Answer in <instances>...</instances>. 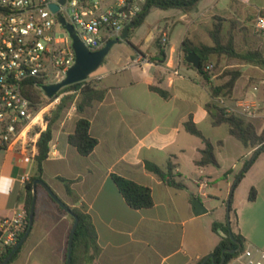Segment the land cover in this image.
I'll use <instances>...</instances> for the list:
<instances>
[{"label": "crops", "instance_id": "obj_1", "mask_svg": "<svg viewBox=\"0 0 264 264\" xmlns=\"http://www.w3.org/2000/svg\"><path fill=\"white\" fill-rule=\"evenodd\" d=\"M200 5L195 16L204 11ZM116 46H120L116 56L90 79L92 87L107 90L105 99L83 113L72 106L54 125L42 180L66 205L83 207L91 215L101 248L93 264H198L213 253L223 237L213 230L214 223H222L214 218L213 203L220 199L222 186L227 196L231 194L237 175L253 159L255 149L246 148L230 134L227 125H213L207 111V104L213 100L209 88L203 77L186 65L183 43L180 47L169 43L165 59L156 62L150 60L158 54L155 43H118L113 49ZM248 67L242 66L246 71L242 70L232 98L224 100L237 110L246 101L264 107V74H247ZM216 77L213 83L219 85ZM82 117L91 122V134L99 141L89 156H82L68 140ZM190 118L214 144L219 167L196 165L205 142L186 130ZM245 119L256 126L258 133L264 131V112ZM223 126L227 128L222 129V138H214L215 130ZM146 161L163 169L172 161L177 165L175 172L181 175L178 180L186 188L168 186L146 169ZM212 168L222 172L223 185L217 182L219 174ZM36 172L35 158L18 149L0 147L1 235L4 223L25 211L24 177L29 179ZM112 175L151 188L154 207L132 209ZM60 178L74 181L71 194ZM39 186L31 235L10 264L67 262L74 221ZM253 187L257 199L249 201ZM197 194L205 199L200 201L208 209L201 216H196L192 208ZM232 209L228 219L233 231L245 238L247 246L264 251V153L255 159L235 190Z\"/></svg>", "mask_w": 264, "mask_h": 264}, {"label": "built area", "instance_id": "obj_2", "mask_svg": "<svg viewBox=\"0 0 264 264\" xmlns=\"http://www.w3.org/2000/svg\"><path fill=\"white\" fill-rule=\"evenodd\" d=\"M146 3L147 0H0V147L18 149L35 158L37 143L47 128V109H39L33 95L46 96L44 87L49 80L63 81L76 63L74 39L61 18L74 28L90 51L96 52L108 41L121 38L126 27L142 15ZM53 5L59 10L54 11ZM253 27L264 40V12L256 14ZM167 41L168 34L164 33L163 43ZM220 104L228 113L244 118L264 112L256 102H243L241 110L227 105L224 99ZM28 180L24 177V181ZM25 224V211L6 221L0 246L16 245ZM227 264H264V251L248 245Z\"/></svg>", "mask_w": 264, "mask_h": 264}, {"label": "trees", "instance_id": "obj_3", "mask_svg": "<svg viewBox=\"0 0 264 264\" xmlns=\"http://www.w3.org/2000/svg\"><path fill=\"white\" fill-rule=\"evenodd\" d=\"M202 1L203 0H147L144 12L135 22V24L137 25L136 27L143 25L146 22L147 17L155 9H174L189 15L198 9ZM221 29V24H216L215 28L210 32L211 37L214 41L212 45H207L203 43L196 45L195 43H192L188 38H185L183 41V47L185 51V58H187V56L191 52L197 53L201 58V66L198 69H196L186 61L185 63L190 69L197 71L203 77L205 84L209 88V92L213 100L212 102L207 104V111L209 113L210 118L212 119L213 125H227L229 127L230 134L234 136L237 140H239L246 148H257L254 153L253 159H251V161L246 164V167L237 175L236 180L233 184L231 197L228 202V212H232V203L235 190L240 185L241 181L245 177L247 170L253 164L255 159L261 153H264V131L262 133H258L256 126L253 123L247 121L244 117L238 114L228 113L225 107L220 104V100L232 98L236 84L238 80L242 77L243 71L241 69L228 71L225 75L228 80L222 84L216 85L213 83L212 74L209 70H206L205 68L206 64L209 63L212 56L226 55L229 58H237L242 61H245L249 65L261 67L264 69V54L257 50H250L247 52L238 51V49L236 48L234 37L231 36L225 43L224 38L221 35ZM169 43V39L166 43H163V36L157 38L155 41V45L158 48V54L156 55V57L150 58V60L152 62H156L158 59L164 60L166 57V49ZM71 89L81 91L80 100L77 104V110L79 113H83L87 107L92 106L95 102L103 101L107 94L106 89H97L89 85L88 81H83L81 83H77L63 88L55 97L50 100L54 101L60 96L61 93ZM153 90L160 93L164 97L167 96L164 91L160 90L157 87H153ZM33 97L39 103L41 93H34ZM65 108L66 101H63L56 111L49 115H46L45 117L47 128L39 138V141L37 143V152L35 154L37 172L35 175L31 176V178H29V180L26 182V199L24 204V210L26 213V224L24 230L20 233L18 242L23 238L29 227L30 211L34 199V183L36 180L42 179L43 165L49 156L50 142L53 139L54 135V125L63 117ZM185 127L190 134L201 138L205 142V148L201 151L202 156L198 161H196V165L199 167H206L210 165L219 167V163L215 154L214 144L204 136L202 131L193 122L192 118H190L185 123ZM68 140L69 143L74 146L82 156L91 155L99 143L98 139L93 137L91 134V122L84 117L78 120L76 131L74 134L69 136ZM145 166L149 172L156 175L168 186L177 190H182L186 188V185L178 180L181 175L180 173L175 172V170L177 169V165H175L172 161H169L166 169H163L159 165L150 161H146ZM112 179L118 186L127 204L132 209L141 210L154 207L155 201L152 195L151 188L140 185L132 180L126 179L119 175H112ZM60 180L65 183L68 193L71 194V185L74 181L64 178H60ZM50 198L54 203H56L51 196ZM256 199L257 190L253 187L250 190L249 201H255ZM57 206L62 213L68 214L62 207H60L59 205ZM70 209L73 213V215H69L71 219L75 221L74 216H77L79 218V225L74 238L72 264H93L99 256L101 248L98 244V235L92 217L89 213L86 212L85 208L83 207H70ZM213 230L216 233L222 232L227 236L222 235L223 237L220 243L217 245V247L211 254L214 256V262L212 259H209L206 264H221L224 250H238L235 254L226 253L225 264H227L233 258L237 257L247 247L245 238L241 234H237L233 231L231 221L227 224L216 222L213 224ZM28 239L15 253L10 263H12L20 255ZM239 244L242 245V248L240 250ZM15 246L16 245L6 247L3 250L0 249V264L5 261V259L13 251ZM204 260L205 259L201 260L198 264H203Z\"/></svg>", "mask_w": 264, "mask_h": 264}, {"label": "rangeland", "instance_id": "obj_4", "mask_svg": "<svg viewBox=\"0 0 264 264\" xmlns=\"http://www.w3.org/2000/svg\"><path fill=\"white\" fill-rule=\"evenodd\" d=\"M200 6L202 9L204 8V11L196 14V16L194 13L198 12V9L189 15L174 9H155L143 25L131 29L128 40H121L119 43H155L157 38L163 36L164 33H167L170 43L178 47L182 45L185 38H188L196 45L202 43L213 44L214 41L210 32L215 28L216 24H221V35L223 36L225 43L231 36H233L238 51L247 52L250 50H257L264 54V40L254 31L253 27L256 14L259 11L264 12V0H204ZM185 15L189 17L187 18ZM152 35L155 36L151 42L150 37ZM119 49L120 46H116L109 53L103 65L112 61ZM103 65L97 70V72H94L89 77L87 80L89 85L93 83V81L90 82L91 77L95 73L103 71ZM243 65L249 64L237 58H229L226 55L212 56L209 63L206 64L205 69L209 70L212 76H217L215 79L216 82L222 84L228 80L225 76L228 71H234L237 69L243 70ZM262 73L264 74V69L261 67L252 65L248 67L247 74L259 76ZM52 83H55V81L52 79L49 80V84ZM250 84H252V81ZM80 92L81 91H76L75 89L67 90L60 94L59 97L62 95L64 96L56 104L53 103L57 100V98L54 101H51L49 98L41 94L38 107L39 109L46 108V115H49L56 111L63 101H66V108L64 110L65 113L72 106H77L80 100ZM226 128L227 126H223L220 130H215L216 133L213 137L222 138L221 136L224 134V130L222 129ZM256 149L257 148H255L254 153ZM244 152L246 153L248 150H244ZM249 161L251 160H248V162ZM245 167H243V169ZM212 169L219 174L217 182L222 183L223 185L225 178L222 172L217 168ZM222 189L223 191L220 195H218L220 199L214 201L213 203V212L215 220L221 221L223 224H227L230 222V219H228V202L231 194L227 196L224 191V186H222ZM239 192H244L242 187L239 189ZM196 198L199 200H205L199 194H197ZM220 234L223 235L222 232H220Z\"/></svg>", "mask_w": 264, "mask_h": 264}, {"label": "water", "instance_id": "obj_5", "mask_svg": "<svg viewBox=\"0 0 264 264\" xmlns=\"http://www.w3.org/2000/svg\"><path fill=\"white\" fill-rule=\"evenodd\" d=\"M66 0H62V3H65ZM52 9L54 11H58L59 7L57 5H53ZM61 22L66 26V28L70 31L72 38L74 39L73 47L76 51V63L75 65L69 69L66 78L55 84H49L44 87L45 95L47 98L52 99L55 97L63 88L74 85L77 83H81L83 81H87L89 77L96 72L105 62L107 56L113 49V47L118 44L121 40H127L130 35V31L132 28L136 27V24L128 25L124 31V34L121 38L112 39L106 43L104 48L99 51L92 52L90 51L80 40V38L76 35L74 28L71 25H68L64 18L60 19ZM186 61L191 64L196 69L200 68L201 66V58L200 56L195 53L191 52ZM44 187V189L48 192V194L54 199L56 203L60 205L65 211L69 214L73 215L70 207L66 205L52 190V188L42 179L36 180L34 183V199L31 206L30 217H29V227L23 236V238L16 244L13 251L9 254V256L5 259L2 264H9L14 257L15 253L20 249V247L26 242L28 239L35 222V215H36V202H37V193H38V186ZM193 212L196 216H201L208 212V209L204 206V204L197 198L193 199L192 203ZM75 217V221L70 233L69 237V245H68V261L67 264H72V254H73V245H74V238L75 234L79 225V218ZM227 236L226 234H224ZM242 248V245L239 244V250ZM238 250H230L226 249L223 251V259L221 264H225L226 262V253L235 254ZM209 259H212L214 262V256L210 255L205 258L203 264H206Z\"/></svg>", "mask_w": 264, "mask_h": 264}]
</instances>
